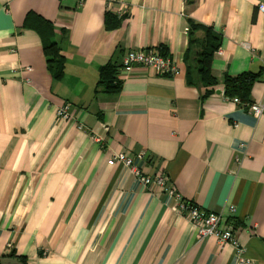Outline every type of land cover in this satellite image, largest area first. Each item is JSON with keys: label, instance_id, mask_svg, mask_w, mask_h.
<instances>
[{"label": "crops", "instance_id": "crops-1", "mask_svg": "<svg viewBox=\"0 0 264 264\" xmlns=\"http://www.w3.org/2000/svg\"><path fill=\"white\" fill-rule=\"evenodd\" d=\"M257 2L0 0L4 264H237L229 243L197 238L165 190L109 164L116 152L146 175L164 174L167 186L203 212H221V226L232 229L248 264H264V115L247 108L264 99ZM108 11L119 25L107 27ZM29 13L53 25L65 63L60 79L48 69L40 35L25 26ZM190 22L220 37L213 87L195 73L187 80ZM144 48H163L179 72L122 68L127 50ZM106 63L119 66L115 93L97 86ZM244 72L261 75L236 103L224 79ZM65 103L73 119L56 115Z\"/></svg>", "mask_w": 264, "mask_h": 264}, {"label": "trees", "instance_id": "trees-1", "mask_svg": "<svg viewBox=\"0 0 264 264\" xmlns=\"http://www.w3.org/2000/svg\"><path fill=\"white\" fill-rule=\"evenodd\" d=\"M112 16L108 11L106 15L107 27L119 25L120 19L112 18ZM25 26L32 27L40 35L48 69L54 79H60L64 73L65 63L64 56L53 39L52 23L45 18L29 13L25 18ZM189 27V46L184 57L186 61L192 57L193 62H187V80L189 83H193V74L195 73L205 86L213 87L217 84V79L211 73V62L219 47L220 37L210 27H204L194 22H190ZM197 30L202 31V35L199 37L192 35ZM159 51L166 56L163 48ZM118 68L119 66L114 63L103 65L99 70L97 86L100 85L103 91L108 93L119 91L121 80L118 79ZM260 75L261 73L251 72H244L236 76L226 75L224 79L225 95L246 100L251 84ZM210 91L211 89H207L204 95L209 94ZM0 264H4L1 258Z\"/></svg>", "mask_w": 264, "mask_h": 264}, {"label": "built area", "instance_id": "built-area-1", "mask_svg": "<svg viewBox=\"0 0 264 264\" xmlns=\"http://www.w3.org/2000/svg\"><path fill=\"white\" fill-rule=\"evenodd\" d=\"M256 8L264 15V0H258ZM133 65L151 67L159 75H175L179 72L177 65L171 59L162 55L159 50L149 48L130 49L125 52L121 60L122 68H130ZM232 100L239 103L237 97H234ZM247 108L253 117L259 118L263 116L264 99L249 103ZM56 115L61 119H73V115L70 114V104L65 103L57 107ZM82 127V124H77V128L81 129ZM244 146V144H240V148ZM115 162L122 163L127 167L141 184H154L165 190L175 200V210L184 216L193 226L197 238L212 236L220 244L229 243L234 249L237 264H248L249 260L245 256V248L239 246L232 229L226 225L221 226V212H203L198 204L185 200L173 186H167V178L164 174H144L142 168L136 165L133 159L127 156L125 152H116L108 160L109 164H114ZM232 210L233 207H230V211Z\"/></svg>", "mask_w": 264, "mask_h": 264}, {"label": "rangeland", "instance_id": "rangeland-1", "mask_svg": "<svg viewBox=\"0 0 264 264\" xmlns=\"http://www.w3.org/2000/svg\"><path fill=\"white\" fill-rule=\"evenodd\" d=\"M198 31V30H197ZM197 31H195V32H197Z\"/></svg>", "mask_w": 264, "mask_h": 264}]
</instances>
